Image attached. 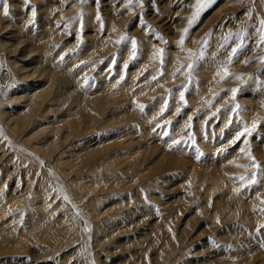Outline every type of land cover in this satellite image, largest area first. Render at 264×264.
Instances as JSON below:
<instances>
[{
  "label": "bare ground",
  "instance_id": "obj_1",
  "mask_svg": "<svg viewBox=\"0 0 264 264\" xmlns=\"http://www.w3.org/2000/svg\"><path fill=\"white\" fill-rule=\"evenodd\" d=\"M159 2L0 0V264H264V0Z\"/></svg>",
  "mask_w": 264,
  "mask_h": 264
},
{
  "label": "rangeland",
  "instance_id": "obj_2",
  "mask_svg": "<svg viewBox=\"0 0 264 264\" xmlns=\"http://www.w3.org/2000/svg\"><path fill=\"white\" fill-rule=\"evenodd\" d=\"M37 0H35V2H36ZM160 1V2H159ZM163 1V0H162ZM39 2V1H38ZM159 2V4H157ZM157 3L155 4V6L157 7V8H162V5H164L162 2H161V0H157ZM35 4V3H34ZM34 4H32V7L31 8H33V9H31V17H32V15H33V17H32V19H31V21L30 22H32L34 25H36V26H34L35 28H36V30H38V25L40 24V22L42 23V21H47V19H49L50 21H48L49 22V25H53V24H55V23H57L58 21H57V19H55V17H51L52 15H50V17H46L45 19H44V15H42V14H44L45 13V11L44 10H46V8L43 6V5H41V3H36L37 4V6H36V4L34 5ZM33 5H34V7H33ZM43 6V7H42ZM14 8V7H13ZM36 10H35V9ZM39 8V9H38ZM43 8V9H42ZM16 9H18L17 7H15V10ZM4 10H6V13H7V11H8V13L10 14V13H13V14H16V13H14V11H12L11 12V9H10V5H8V6H6V8H4ZM38 10V11H37ZM42 10V11H41ZM39 14V11H40V14L39 15H37V13ZM16 12V11H15ZM27 12V10L25 9V13ZM33 12H34V14H33ZM42 13V14H41ZM79 14V13H78ZM77 14V15H78ZM34 15H36V16H34ZM38 16V17H37ZM41 16H43V18L41 17ZM68 16V15H67ZM69 17V16H68ZM37 18V19H36ZM52 18V19H51ZM36 19V20H35ZM44 19V20H43ZM53 19L55 20V21H53ZM243 18H242V23L243 24H245V21L243 22ZM52 21V22H51ZM70 21V20H69ZM54 22V23H53ZM59 26V25H58ZM2 31V32H1ZM0 32V36H1V38L3 37V36H5V31H3V30H1ZM38 31H41V30H38ZM2 33H4V35L2 34ZM18 47V46H17ZM15 48V53L16 54H18L19 53V49H20V46L18 47V48ZM40 54V53H39ZM39 54L38 53H36V55H35V57H32L31 58V61H34L35 63H33V64H36V62L38 63V61L40 60V56H39ZM48 64V63H47ZM31 66H33V65H31ZM42 66H44V67H42ZM45 66H46V64L45 63H43L40 67H41V69H44L45 70ZM142 83V82H141ZM249 84V85H248ZM251 84V85H250ZM246 86H244V85H241L239 88H238V90H237V92H236V96L235 97H237V96H239V95H241L242 94V96H241V98H245V99H249V100H252V104L253 103H255V104H253V106L254 105H256V100L258 99V96H260L259 94V91H256V90H258V89H255V87L253 86L252 87V85H254L253 83H252V81H249L248 83H246L245 84ZM244 86V87H243ZM252 89H251V88ZM52 88V90L50 91L52 94L50 95L51 97L50 98H52L53 97V95L54 96H60V95H57L56 94V89H57V87L55 88V87H51ZM50 88V89H51ZM246 88V89H245ZM250 90H249V89ZM72 90H73V88H71ZM243 89H245V90H243ZM255 89V92H256V94L255 95H258V96H255V97H253L254 96V90ZM58 90V89H57ZM64 90H67V89H64ZM252 90V92L250 93V91ZM78 91V92H77ZM81 91H82V89H76V92L77 93H81ZM49 92V93H50ZM224 92V91H223ZM223 92H221V93H223ZM241 92V94H239ZM257 92L259 93V94H257ZM54 93V94H53ZM58 93V92H57ZM246 93H249V94H247L246 95ZM238 94V95H237ZM80 95H82V94H80ZM219 94H217V96H218ZM249 95V96H248ZM216 96V97H217ZM249 97V98H248ZM254 98H255V100H254ZM226 100H227V98H226ZM254 101V102H253ZM227 102V101H226ZM245 102V101H244ZM246 103V102H245ZM24 104V103H23ZM125 106L126 107H128V102L126 101L125 102ZM257 106V105H256ZM11 107V106H10ZM9 107V109H11L12 110V107L10 108ZM129 109V108H128ZM256 110V109H255ZM8 111V112H7ZM4 112H6V114L7 115H9L8 113H10V115H13V111H9L8 109L7 110H5ZM249 116H250V114H249ZM251 118L253 119V115L251 116ZM48 120H50V119H48ZM48 123H46V125H47ZM36 125V124H35ZM31 127H33L34 125H30ZM262 128V127H261ZM260 134H264V132L263 131H260L259 132ZM43 135H46L45 133L43 134ZM43 135H41V137L43 136ZM49 135V134H48ZM40 137V138H41ZM39 138V135L37 134V139H40ZM149 141H151V143H150V147L151 146H157L158 144V142H153L152 140H149ZM263 143V140L261 139V137H260V139H259V141L257 140V141H255V140H252V142L251 143H253L254 145H252L253 146V148H254V150L252 151V152H254V153H256L257 151H260L261 152V148H259L260 147V144H262L261 142ZM258 142V143H257ZM67 142H64L60 147H59V150H61L62 149V151H64V150H66L67 149V144H66ZM145 144V143H144ZM64 146H66V147H64ZM64 147V148H63ZM219 148H220V145L218 146ZM258 147V148H257ZM256 148V149H255ZM159 149V148H158ZM162 149H160V150H157V153L159 154V153H162V151H161ZM61 151V152H62ZM154 153H156V152H154ZM183 155H186V154H183ZM182 155V160H184L183 159V156ZM262 154H260L259 156H261ZM261 160H262V158H261ZM185 161V160H184ZM202 163V162H201ZM192 164H190V165H188V164H177V165H174L175 167H173L175 170H179V169H181L180 168V166L182 167V171H183V169L186 167L187 169H188V171L190 170V166H191ZM206 166V165H205ZM203 168H204V166H203ZM209 169H212V167H208V170ZM185 176H186V174L185 175H183V176H181L177 181H170V183H168L167 185V187L169 188V190H170V188L171 189H174L173 191H172V193H176L180 188H181V185H183V183L185 182ZM30 177V176H29ZM66 180L64 179V180H61V186H63V182H65ZM66 184V182L64 183V185ZM26 185H24L23 187H25ZM54 186H56V188H57V185L54 183ZM196 186V185H195ZM180 187V188H179ZM204 187V186H203ZM202 187V188H203ZM33 188H34V186H33ZM33 188H31V189H29V190H32ZM176 189V190H175ZM3 190H4V192H3ZM175 191V192H174ZM0 194H2V195H6L7 197H11L12 196V194H15L14 192H13V184L12 183H8V184H6L3 188H2V190H1V193ZM13 196H15V195H13ZM194 199H195V197H193ZM198 199V198H197ZM187 210H183V214H182V216H183V218H182V216H181V220H188V221H190V220H193V222H194V220H195V217L190 213V211L188 210V208H186ZM27 212H25V214H26ZM188 213V214H187ZM192 215V217H191V215ZM25 216V215H24ZM189 216V217H188ZM185 217V218H184ZM194 217V218H193ZM188 218V219H187ZM190 218V219H189ZM192 218V219H191ZM202 220L203 221H207V219L204 217V216H202ZM91 226V225H90ZM195 228V227H194ZM187 258H188V256H187Z\"/></svg>",
  "mask_w": 264,
  "mask_h": 264
}]
</instances>
